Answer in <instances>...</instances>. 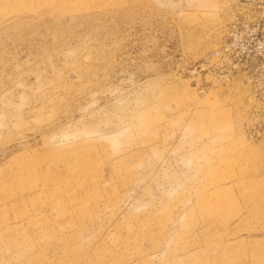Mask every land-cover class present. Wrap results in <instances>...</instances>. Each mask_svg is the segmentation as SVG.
Here are the masks:
<instances>
[{"label":"rangeland","instance_id":"rangeland-1","mask_svg":"<svg viewBox=\"0 0 264 264\" xmlns=\"http://www.w3.org/2000/svg\"><path fill=\"white\" fill-rule=\"evenodd\" d=\"M244 1L0 0V264H264Z\"/></svg>","mask_w":264,"mask_h":264},{"label":"built area","instance_id":"built-area-1","mask_svg":"<svg viewBox=\"0 0 264 264\" xmlns=\"http://www.w3.org/2000/svg\"><path fill=\"white\" fill-rule=\"evenodd\" d=\"M212 60L209 65L218 68L227 82L244 85L245 133L264 138V0L241 2Z\"/></svg>","mask_w":264,"mask_h":264}]
</instances>
